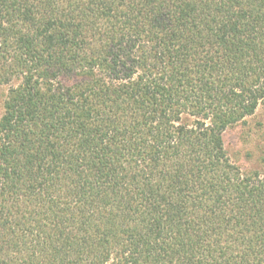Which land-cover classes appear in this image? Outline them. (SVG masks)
<instances>
[{"label":"trees","instance_id":"1","mask_svg":"<svg viewBox=\"0 0 264 264\" xmlns=\"http://www.w3.org/2000/svg\"><path fill=\"white\" fill-rule=\"evenodd\" d=\"M3 84L0 264H264V0H0Z\"/></svg>","mask_w":264,"mask_h":264},{"label":"rangeland","instance_id":"2","mask_svg":"<svg viewBox=\"0 0 264 264\" xmlns=\"http://www.w3.org/2000/svg\"><path fill=\"white\" fill-rule=\"evenodd\" d=\"M16 82H12L14 85ZM11 85H0V117ZM227 154L242 170L261 168L264 154V108L228 127L223 133Z\"/></svg>","mask_w":264,"mask_h":264}]
</instances>
